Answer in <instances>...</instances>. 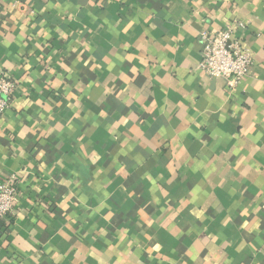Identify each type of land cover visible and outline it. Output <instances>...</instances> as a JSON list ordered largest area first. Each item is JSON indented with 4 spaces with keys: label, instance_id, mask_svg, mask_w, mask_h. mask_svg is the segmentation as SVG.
<instances>
[{
    "label": "crops",
    "instance_id": "crops-1",
    "mask_svg": "<svg viewBox=\"0 0 264 264\" xmlns=\"http://www.w3.org/2000/svg\"><path fill=\"white\" fill-rule=\"evenodd\" d=\"M246 23L234 92L202 32ZM0 264H264V0H0Z\"/></svg>",
    "mask_w": 264,
    "mask_h": 264
},
{
    "label": "built area",
    "instance_id": "built-area-1",
    "mask_svg": "<svg viewBox=\"0 0 264 264\" xmlns=\"http://www.w3.org/2000/svg\"><path fill=\"white\" fill-rule=\"evenodd\" d=\"M246 23L236 21L224 30L200 36L201 62L199 71L213 79H223L230 92H234L242 80L248 76L253 64L249 50L244 46ZM18 83L10 76L0 74V116L11 105ZM18 202V187L11 178L0 182V221L13 214Z\"/></svg>",
    "mask_w": 264,
    "mask_h": 264
}]
</instances>
